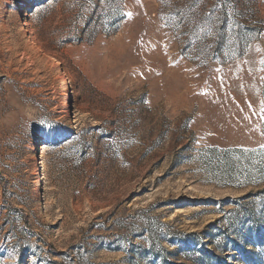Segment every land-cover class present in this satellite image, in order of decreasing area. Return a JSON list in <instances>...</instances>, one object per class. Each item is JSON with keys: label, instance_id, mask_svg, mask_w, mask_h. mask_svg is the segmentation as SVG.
Wrapping results in <instances>:
<instances>
[{"label": "rangeland", "instance_id": "obj_1", "mask_svg": "<svg viewBox=\"0 0 264 264\" xmlns=\"http://www.w3.org/2000/svg\"><path fill=\"white\" fill-rule=\"evenodd\" d=\"M0 264H264V0H0Z\"/></svg>", "mask_w": 264, "mask_h": 264}, {"label": "bare ground", "instance_id": "obj_2", "mask_svg": "<svg viewBox=\"0 0 264 264\" xmlns=\"http://www.w3.org/2000/svg\"><path fill=\"white\" fill-rule=\"evenodd\" d=\"M24 16V11L23 9H19L17 11V15L16 17L18 18V25H22V17ZM60 88L62 90H64V104H63V108L64 109H68L70 107V95L68 93V81L66 79L63 80V83L61 84ZM40 143L39 142H36L35 143V146L34 148H32V155H31V158H32V161L36 164L39 162V150H40ZM36 175L37 176H41V170L39 167H37V172H36ZM41 184V178L38 179V185L40 186Z\"/></svg>", "mask_w": 264, "mask_h": 264}, {"label": "trees", "instance_id": "obj_3", "mask_svg": "<svg viewBox=\"0 0 264 264\" xmlns=\"http://www.w3.org/2000/svg\"><path fill=\"white\" fill-rule=\"evenodd\" d=\"M54 1V0H53ZM43 4L41 3V6H42ZM108 20V22H107V24H104L105 26L106 25H108V26H106L107 28H113L114 27V25L116 24V18H114L113 20H112V18H109V19H107ZM104 27V26H103Z\"/></svg>", "mask_w": 264, "mask_h": 264}, {"label": "snow or ice", "instance_id": "obj_4", "mask_svg": "<svg viewBox=\"0 0 264 264\" xmlns=\"http://www.w3.org/2000/svg\"><path fill=\"white\" fill-rule=\"evenodd\" d=\"M178 11H179V9H178Z\"/></svg>", "mask_w": 264, "mask_h": 264}]
</instances>
